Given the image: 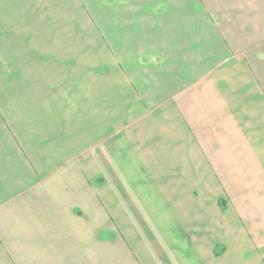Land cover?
<instances>
[{"label": "crops", "instance_id": "obj_1", "mask_svg": "<svg viewBox=\"0 0 264 264\" xmlns=\"http://www.w3.org/2000/svg\"><path fill=\"white\" fill-rule=\"evenodd\" d=\"M0 264H264V0H0Z\"/></svg>", "mask_w": 264, "mask_h": 264}]
</instances>
